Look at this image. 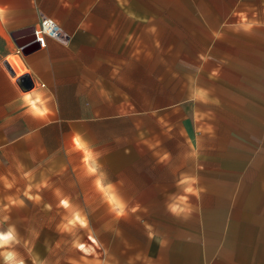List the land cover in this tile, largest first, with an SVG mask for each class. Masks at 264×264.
<instances>
[{
    "label": "crops",
    "instance_id": "obj_1",
    "mask_svg": "<svg viewBox=\"0 0 264 264\" xmlns=\"http://www.w3.org/2000/svg\"><path fill=\"white\" fill-rule=\"evenodd\" d=\"M43 17L64 41L39 45ZM137 107L185 123L190 157L165 165L158 192L139 174L100 176L96 215L112 223L97 225L103 255L81 264H264V0H0V149L38 139L65 164L79 150L84 166L116 154L121 166L100 169L136 170L135 145L72 138L75 123ZM217 155L244 160L225 175L241 193L207 189Z\"/></svg>",
    "mask_w": 264,
    "mask_h": 264
},
{
    "label": "rangeland",
    "instance_id": "obj_2",
    "mask_svg": "<svg viewBox=\"0 0 264 264\" xmlns=\"http://www.w3.org/2000/svg\"><path fill=\"white\" fill-rule=\"evenodd\" d=\"M137 111V117L97 119L85 127L75 123L72 138L77 148L95 146L101 152L135 145V167H139L136 170L100 169L107 164L116 165V154L105 157L108 159L105 163L100 156L98 164L91 161L84 166L79 150L72 151L73 160L65 164L58 159L59 154L51 152V145L44 151L38 139L24 144L20 156L21 148L7 141L6 147L0 149V237L10 239H0V264H81L82 259L103 255L96 239L97 225L110 226L112 217L96 215L102 206L97 189L103 188L98 178L134 174L138 178L139 174L151 180L148 183L152 184V190L158 192L159 179L173 170L165 165L190 157L185 151L191 145L185 123L176 121V117H168L172 120L166 122L167 117H159L158 108L153 109L151 117L143 115L138 107ZM161 146L169 147V152L160 153ZM211 160L216 169L211 171L213 181L207 184V189L220 195L241 193L239 183L229 185L225 175L228 167L235 164L237 180L244 160L239 157L231 160L225 155ZM175 173L170 177L178 176ZM104 189L110 192L112 187ZM9 256L11 259H6Z\"/></svg>",
    "mask_w": 264,
    "mask_h": 264
},
{
    "label": "built area",
    "instance_id": "obj_3",
    "mask_svg": "<svg viewBox=\"0 0 264 264\" xmlns=\"http://www.w3.org/2000/svg\"><path fill=\"white\" fill-rule=\"evenodd\" d=\"M35 40L40 46L45 44L46 38L64 41L66 36L61 26L50 17H43L32 30Z\"/></svg>",
    "mask_w": 264,
    "mask_h": 264
},
{
    "label": "clouds",
    "instance_id": "obj_4",
    "mask_svg": "<svg viewBox=\"0 0 264 264\" xmlns=\"http://www.w3.org/2000/svg\"><path fill=\"white\" fill-rule=\"evenodd\" d=\"M186 191L191 193V192H193V189L191 187H189L188 189H186ZM171 211L174 212V213H176V212H178V209H177V207L172 206L171 207ZM6 259H11V257L10 256L9 257H6ZM21 264H22V262H21Z\"/></svg>",
    "mask_w": 264,
    "mask_h": 264
},
{
    "label": "snow or ice",
    "instance_id": "obj_5",
    "mask_svg": "<svg viewBox=\"0 0 264 264\" xmlns=\"http://www.w3.org/2000/svg\"><path fill=\"white\" fill-rule=\"evenodd\" d=\"M26 99H27V97H26ZM0 239L7 240V239H10V236L9 237H0Z\"/></svg>",
    "mask_w": 264,
    "mask_h": 264
}]
</instances>
